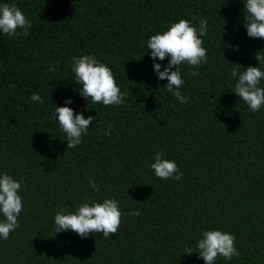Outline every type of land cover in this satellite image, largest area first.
<instances>
[{
    "label": "trees",
    "instance_id": "16d2710c",
    "mask_svg": "<svg viewBox=\"0 0 264 264\" xmlns=\"http://www.w3.org/2000/svg\"><path fill=\"white\" fill-rule=\"evenodd\" d=\"M5 3L16 4L32 27L26 36L0 32V173L21 183L23 203L19 227L0 239V264H205L196 243L213 229L233 234L240 253L214 264H264V106L253 113L232 91L233 68L264 71L256 59L264 39L247 35L244 0ZM181 18L208 24L207 63L179 66L185 104L154 71L169 58L154 61L147 49L151 35ZM84 54L111 68L123 104L81 96L72 64ZM33 92L43 103L30 99ZM69 98L74 113L96 117L74 149L54 111ZM157 152L176 162L180 180L155 176ZM106 198L122 211L115 234H55L61 208L74 212Z\"/></svg>",
    "mask_w": 264,
    "mask_h": 264
},
{
    "label": "clouds",
    "instance_id": "9594fccd",
    "mask_svg": "<svg viewBox=\"0 0 264 264\" xmlns=\"http://www.w3.org/2000/svg\"><path fill=\"white\" fill-rule=\"evenodd\" d=\"M246 13L244 26L247 35L252 38L264 39V0H244ZM196 19V17H193ZM32 27L22 10L16 4L0 5V32L10 37L21 34L28 35ZM208 33L206 20H200L198 28L189 20L181 18L178 22H172L168 29L151 35L147 41V49L151 50L153 60L163 61L168 59V64L161 70L160 63H154L153 68L160 80H167L164 85L181 104L188 103V97L182 95L180 89L184 85L179 66L187 63L193 68L207 63V50L203 47V36ZM256 53L259 64L264 63V56ZM59 62H57L58 64ZM239 65V64H238ZM175 68V70H173ZM243 72L238 68L231 70V76L235 78L232 91L240 100L244 101L251 112H258L264 106V71L259 66H248ZM50 72H55L56 67L50 65ZM72 71L75 74L76 83L81 85L79 90L82 97L91 98L93 104L121 105L125 102V96L116 83L110 67L97 59L95 55L84 54L73 58ZM192 76H198L199 72L192 71ZM33 102L43 103L41 96L33 92L30 96ZM72 103L69 98L65 106H55V115L59 127L66 134L67 149H74L81 143L96 117L85 118L83 113H74L67 104ZM112 126H108L105 135L111 134ZM155 176L161 180L169 178L180 180L175 161L164 158L163 152H157L154 162L150 165ZM89 185L95 191L99 186L89 179ZM21 183L12 175L0 173V239L7 240L10 233L19 227L18 216L23 210L22 197L19 194ZM131 215H140L139 210H133ZM122 211L119 202L106 198L102 202L95 200L81 203L73 212L61 208L54 217L55 234L63 231H73L81 237H87L90 233H102L105 238L115 234L121 224ZM235 236L221 230H205L202 237L196 243L197 253L203 258L205 264H214L218 257L231 260L240 255L234 244ZM186 254L191 255L193 250L187 248Z\"/></svg>",
    "mask_w": 264,
    "mask_h": 264
}]
</instances>
